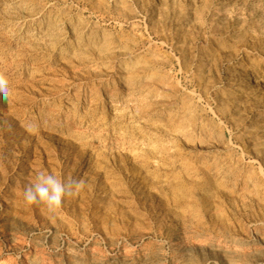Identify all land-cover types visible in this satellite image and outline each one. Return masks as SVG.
<instances>
[{"label":"rangeland","instance_id":"1","mask_svg":"<svg viewBox=\"0 0 264 264\" xmlns=\"http://www.w3.org/2000/svg\"><path fill=\"white\" fill-rule=\"evenodd\" d=\"M0 75V264H264V0H0Z\"/></svg>","mask_w":264,"mask_h":264},{"label":"clouds","instance_id":"2","mask_svg":"<svg viewBox=\"0 0 264 264\" xmlns=\"http://www.w3.org/2000/svg\"><path fill=\"white\" fill-rule=\"evenodd\" d=\"M10 95L7 80L0 75V98ZM82 179L58 178L55 174L41 171L34 182L25 185L23 199L27 205H43L49 213H55L65 198L74 195L82 186Z\"/></svg>","mask_w":264,"mask_h":264},{"label":"bare ground","instance_id":"3","mask_svg":"<svg viewBox=\"0 0 264 264\" xmlns=\"http://www.w3.org/2000/svg\"><path fill=\"white\" fill-rule=\"evenodd\" d=\"M251 58L248 56V57H245L244 59H242V61L239 63V64H237L238 65V67H237V74H238V77L243 81V82H248V75L247 74H245V72H244V68L246 67V65L249 63V62H251ZM254 72V70H251L250 71V73L252 74ZM249 73V74H250ZM264 128V127H263ZM262 161H263V166H264V156H262Z\"/></svg>","mask_w":264,"mask_h":264}]
</instances>
